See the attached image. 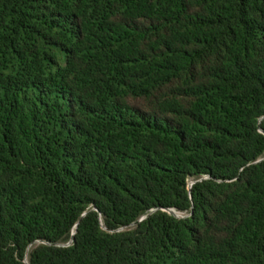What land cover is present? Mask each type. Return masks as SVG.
<instances>
[{"label": "trees", "instance_id": "1", "mask_svg": "<svg viewBox=\"0 0 264 264\" xmlns=\"http://www.w3.org/2000/svg\"><path fill=\"white\" fill-rule=\"evenodd\" d=\"M0 264H264V0H0Z\"/></svg>", "mask_w": 264, "mask_h": 264}, {"label": "rangeland", "instance_id": "2", "mask_svg": "<svg viewBox=\"0 0 264 264\" xmlns=\"http://www.w3.org/2000/svg\"><path fill=\"white\" fill-rule=\"evenodd\" d=\"M175 214L178 216H183V213H181V212H175Z\"/></svg>", "mask_w": 264, "mask_h": 264}]
</instances>
